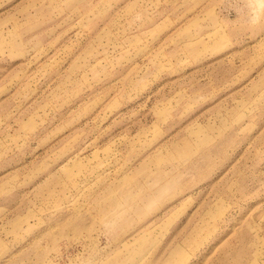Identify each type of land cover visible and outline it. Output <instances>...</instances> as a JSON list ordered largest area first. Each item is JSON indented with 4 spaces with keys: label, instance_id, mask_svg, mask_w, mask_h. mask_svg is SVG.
Here are the masks:
<instances>
[{
    "label": "rangeland",
    "instance_id": "374dc122",
    "mask_svg": "<svg viewBox=\"0 0 264 264\" xmlns=\"http://www.w3.org/2000/svg\"><path fill=\"white\" fill-rule=\"evenodd\" d=\"M0 264H264V0H0Z\"/></svg>",
    "mask_w": 264,
    "mask_h": 264
},
{
    "label": "bare ground",
    "instance_id": "6f19581e",
    "mask_svg": "<svg viewBox=\"0 0 264 264\" xmlns=\"http://www.w3.org/2000/svg\"><path fill=\"white\" fill-rule=\"evenodd\" d=\"M176 252H177V251H176V250H174V251L171 253V255H170V256L172 257V254H173V253H176Z\"/></svg>",
    "mask_w": 264,
    "mask_h": 264
}]
</instances>
